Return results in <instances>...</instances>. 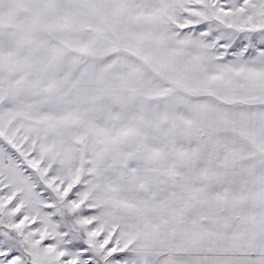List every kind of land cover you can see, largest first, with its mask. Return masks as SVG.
<instances>
[{"label":"snow or ice","instance_id":"6c2138e0","mask_svg":"<svg viewBox=\"0 0 264 264\" xmlns=\"http://www.w3.org/2000/svg\"><path fill=\"white\" fill-rule=\"evenodd\" d=\"M0 264H264V0H0Z\"/></svg>","mask_w":264,"mask_h":264}]
</instances>
